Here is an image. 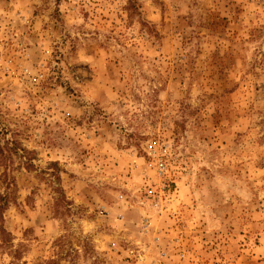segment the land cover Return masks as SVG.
<instances>
[{"label":"rangeland","instance_id":"1","mask_svg":"<svg viewBox=\"0 0 264 264\" xmlns=\"http://www.w3.org/2000/svg\"><path fill=\"white\" fill-rule=\"evenodd\" d=\"M0 264H264V0H0Z\"/></svg>","mask_w":264,"mask_h":264},{"label":"built area","instance_id":"2","mask_svg":"<svg viewBox=\"0 0 264 264\" xmlns=\"http://www.w3.org/2000/svg\"><path fill=\"white\" fill-rule=\"evenodd\" d=\"M159 167H160V171L163 172L165 170V162L162 163V161H160Z\"/></svg>","mask_w":264,"mask_h":264}]
</instances>
